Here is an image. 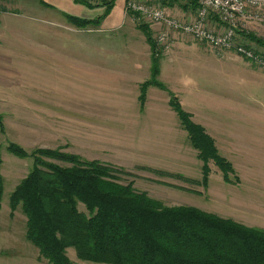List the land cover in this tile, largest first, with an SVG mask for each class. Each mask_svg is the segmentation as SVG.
I'll return each mask as SVG.
<instances>
[{"label":"rangeland","instance_id":"obj_1","mask_svg":"<svg viewBox=\"0 0 264 264\" xmlns=\"http://www.w3.org/2000/svg\"><path fill=\"white\" fill-rule=\"evenodd\" d=\"M82 1L86 3L0 0V16L8 12L19 17L15 28L22 33L17 37L21 43L38 42V61L25 59L11 64L7 59V68L18 71L15 75L0 74V174L4 185L0 202V264H50L27 238L28 218L23 205L14 211L10 206L11 194L34 168V153L38 155V149H56L123 169L131 175L118 174L121 183L133 181L135 190L148 193L163 207L191 205L210 212L211 183L223 177L222 171L210 161L209 182L203 184V163L182 126V132L171 131L175 143L168 144L165 140L166 145L159 146L162 154H153L148 148L143 150L147 142L140 133L112 126V118L130 126L131 120H144L147 116L141 113L145 104L141 107L136 98L138 80L144 74H129L122 71L121 65L122 60L153 62L151 46L139 25L147 26L155 41L157 32L128 13L129 0H119L107 22L81 27L68 14L96 19L103 15L104 3L109 0ZM162 4L180 10L183 13L177 15L180 17H193L197 6L196 0ZM121 17L122 21L116 24ZM244 30L243 40L264 50V27L252 22ZM156 57L163 69L157 78L168 88V91L158 89L165 101L170 91L175 92L184 108L195 112L191 113L193 119L196 116L214 135L219 152L231 161L228 156L237 152L233 151V145L227 144L226 122L253 123L256 127L264 123V69L234 50L213 48L183 34L174 36L170 50L159 53L156 50ZM84 63L93 72L88 83L83 80L81 70L77 73ZM132 108L136 112H131ZM105 125L108 127L104 128ZM251 131L256 136L261 132L259 128ZM13 143L28 155H16L10 148ZM170 151V157L163 155H169ZM42 159L59 163L46 156ZM155 159L161 160L153 162ZM232 164L234 172L227 182L237 184L240 179ZM251 164L264 167L263 162ZM79 208L85 211L84 204L80 203ZM69 256L77 263L75 250L70 249Z\"/></svg>","mask_w":264,"mask_h":264},{"label":"trees","instance_id":"obj_2","mask_svg":"<svg viewBox=\"0 0 264 264\" xmlns=\"http://www.w3.org/2000/svg\"><path fill=\"white\" fill-rule=\"evenodd\" d=\"M115 2L106 1L105 15L96 19L68 17L81 27L98 24ZM128 13L137 17L134 12ZM139 27L153 56L152 78L141 85L143 106L148 87L168 88L157 78L160 60L156 57V41L147 26ZM170 97V105L203 163V184L209 182L210 161L230 182L232 162L219 152L213 136L193 119L179 97L171 91ZM10 148L18 156L28 155L15 143ZM36 153L34 168L11 194L10 206L14 211L23 205L28 218L27 238L50 264H74L70 249L76 251L80 261L107 264H264V229L196 206L163 207L148 193L135 190L133 181H119L118 174L130 173L99 160L56 149H38ZM42 156L59 163L43 160ZM3 186L0 174V202ZM80 203L85 211L79 208Z\"/></svg>","mask_w":264,"mask_h":264},{"label":"crops","instance_id":"obj_3","mask_svg":"<svg viewBox=\"0 0 264 264\" xmlns=\"http://www.w3.org/2000/svg\"><path fill=\"white\" fill-rule=\"evenodd\" d=\"M118 1L119 0H116L113 9L104 17L101 23L107 22V19L111 18L112 12L115 11L116 6L118 5ZM159 1L163 3L166 0H159ZM121 2L123 3V1ZM170 4L172 5L173 3ZM165 7L167 8V6ZM194 9L196 10V6L194 7ZM104 10L105 11L103 15H105L106 12V9ZM167 10L175 15L183 14L180 13V10H178L177 8L175 9L167 8ZM172 10L175 13L172 12ZM32 17L34 18L38 16L33 15ZM127 17L129 19H132L130 15H127ZM16 19H19V17L13 16L8 12L0 16V74L8 73L12 75L13 73V75H15L17 73L18 69L13 70L7 68V62L13 64V63H18L19 61H23L25 59L26 60L33 59L35 61H38V42H33V41L26 42L28 43V45L21 43L22 41H20L17 37L19 34L22 33L20 30L15 28V26L17 27ZM121 21H122V17L120 18V20L116 22V24L120 23ZM27 51H32V52L30 53ZM7 59H9V61ZM6 60L7 62L5 63ZM129 60H133V59H129ZM122 61H123L122 62L123 64L121 65L123 66L122 71L137 76L144 74L143 77H141L138 80L139 83L137 84V88H136L139 89V95L137 94L136 98L137 100L138 99L140 100L141 85L150 78H152L153 62L151 60H147V62L146 61L141 62L138 59L137 60L134 59L129 63H125L126 60H122ZM85 63L84 65H82L81 69L77 70V73L81 70L83 74V80H87L86 83H88L90 81V74L93 72L90 69L89 65H85ZM161 65L162 63L159 62V66ZM2 66L4 67L2 68ZM75 71L76 68L73 72ZM162 71L163 69L160 67L159 75L163 73ZM103 72L104 71L99 70V73H103ZM67 73H70L69 70ZM96 73L94 74V76L99 77V75ZM158 89L162 91H167L157 86H150L147 89L146 97H148V100L145 101L144 103L145 107L143 111H141V113H147V116L145 117L144 120L140 118L137 120L135 119L131 120L130 126L129 124L123 125V123H117L115 118H112V120H110L112 126H114L118 130H132L138 134L140 133L141 136H144L147 142L146 143L147 147L143 148V150H145L146 148H148V150L152 149L153 154L164 153L163 149H160L159 146L166 145L165 140H167L168 144L169 141L170 144L176 142V138L174 137H173L174 141L172 142L171 139L172 130L182 132L180 130L181 129L180 120L177 119L178 115H176L177 114L176 111L170 105V98H171L170 92H169V98L167 99L169 105H166L167 100L165 101V97L162 96V93L158 91ZM209 100H211L212 101L211 103L215 105V100L213 101L212 98H210ZM216 101L218 100L216 99ZM181 103L184 107L185 105L184 102L181 101ZM200 103H202L200 105H203L204 101ZM136 108L135 109L132 108L131 112L133 113L136 112ZM213 108L214 107H212L211 110H213ZM188 112L193 114L195 113L192 110H189ZM126 113H129V111H126ZM194 119L195 121H198L196 116L194 117ZM198 122L204 125L203 122L201 121ZM102 125L103 124H101L100 126ZM105 127L108 126L105 125L104 128ZM255 128H259V130H261L259 136H256V134L252 133L251 131V130L254 131ZM226 129H227V144L233 145V151L237 152L236 155L233 154L228 157L234 163V166L237 170L236 174L239 177L240 182L237 184L228 183L227 181H225L224 177H221L216 183H211L210 212L218 214L225 218L233 219L236 222L244 224L249 227L264 229V167L263 165L262 167H260L261 164H259L257 167H254V165L251 164L255 162L264 163V123H260L258 127H256L253 123L226 122ZM236 130L242 132L240 133L237 132ZM183 133L185 132L183 131ZM211 135L214 136L213 134ZM163 155L170 157L172 155V152L170 151L169 155L167 154H163ZM254 159L256 161H253ZM160 160L161 159H155L153 160V162H157ZM237 165H239L240 168L236 167ZM243 167L244 169H241ZM76 262L77 263L74 264H107V263H96L89 261H79L78 259Z\"/></svg>","mask_w":264,"mask_h":264},{"label":"built area","instance_id":"obj_4","mask_svg":"<svg viewBox=\"0 0 264 264\" xmlns=\"http://www.w3.org/2000/svg\"><path fill=\"white\" fill-rule=\"evenodd\" d=\"M157 1L129 0L126 8L136 14L138 21L156 29L158 53L170 50L174 36L183 34L213 48L234 50L264 69V50L241 37L252 22L264 27V0H196L193 17L171 14ZM166 1L176 3L179 0Z\"/></svg>","mask_w":264,"mask_h":264}]
</instances>
